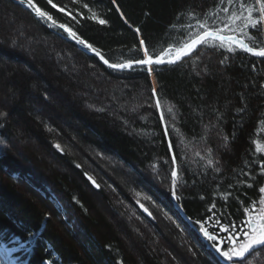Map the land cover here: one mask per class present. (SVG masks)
<instances>
[{
  "label": "trees",
  "instance_id": "trees-1",
  "mask_svg": "<svg viewBox=\"0 0 264 264\" xmlns=\"http://www.w3.org/2000/svg\"><path fill=\"white\" fill-rule=\"evenodd\" d=\"M34 3L114 65L144 59L145 49L157 59L204 31L231 35V20L250 8L258 23L237 37L264 48L257 0ZM58 34L0 0V244L32 239L17 264L226 263L171 220L198 231L210 214L237 223L256 206L264 61L226 43L199 45L156 69L154 84L142 69H107ZM263 253L243 264H261Z\"/></svg>",
  "mask_w": 264,
  "mask_h": 264
},
{
  "label": "snow or ice",
  "instance_id": "snow-or-ice-1",
  "mask_svg": "<svg viewBox=\"0 0 264 264\" xmlns=\"http://www.w3.org/2000/svg\"><path fill=\"white\" fill-rule=\"evenodd\" d=\"M21 4H25L28 8L34 9L35 13L41 17L45 18L48 21H52V23H55L53 20V17L49 15L47 12L42 11L39 7H37L34 3V0H20ZM49 3L52 4L53 8H56L57 5L55 3H52V0H49ZM257 3H259V12L261 13V16L264 17V0H257ZM63 9H61L62 11ZM249 16L247 17L248 24H250L252 27H256L257 21L252 19L251 13L252 9L249 10ZM100 23L103 24L105 21L100 20ZM248 24L245 26L247 27ZM61 28H64L66 32L69 33L70 36L77 38L76 33L71 31L69 28H67L65 25H60ZM203 28L204 26L201 25ZM223 39L222 36L218 35L217 31H205L203 34H201L197 40L193 41L191 44H188L185 46L186 51H191L197 44L204 42L207 39ZM229 39H233L232 37H229ZM81 44H84L85 42L83 40L79 41ZM144 42L141 41V44ZM239 46L246 52H250L256 56L264 57V48L260 49H254L252 47H249L248 45L244 44L243 42H238ZM87 47H91V45H85ZM232 50V49H229ZM95 51V49H93ZM99 55V53H96ZM145 56L147 59H141L138 61L140 64H161L163 61L161 58H157L155 61L148 56V51L145 49ZM103 59V57H101ZM106 64H108L109 67H126V65H114L109 64L107 60L104 61ZM169 63H172V61H169ZM157 107H159V104H157ZM57 147H59L57 145ZM173 175L175 176L176 173L174 172ZM260 191L264 193V188H261ZM260 204H264V199H261L259 201ZM253 209H249L250 215L249 218L242 221L243 227L238 224H221L220 225V231L229 233L232 232V229H236L238 231H241L244 237L243 243H232L231 247H228L226 250L222 249L221 246L217 243L218 237L210 234L204 227L201 225V231L203 232L204 236L209 240L212 241V244L210 245L213 247L216 251V253L219 254V257H222L223 260L230 262V264H243L244 260L246 259V254H248L250 251L254 250L256 247H264V207L259 208L258 210H255V214L253 213ZM224 239H228L230 242L235 240V233L232 232L231 236L226 237H219L220 243L223 242ZM216 264H220V261L217 259Z\"/></svg>",
  "mask_w": 264,
  "mask_h": 264
},
{
  "label": "water",
  "instance_id": "water-1",
  "mask_svg": "<svg viewBox=\"0 0 264 264\" xmlns=\"http://www.w3.org/2000/svg\"><path fill=\"white\" fill-rule=\"evenodd\" d=\"M9 1L12 4L16 5V6L21 7L24 11L28 12L34 19L45 21L54 30L58 31L61 34V38L62 39H64L67 42L71 43L78 51H80L81 53H83V54H85L87 56H91V57L96 58L104 67H106L107 69H109V70H111L113 72H116V73L127 72L130 69H132V68H136V69H142V70H144L148 75H150V74L153 75L156 72V69H161V68H164V67H171V66L177 65L180 62H182L184 59H186L187 57H189L191 54H193L196 51V49L199 47L200 43L197 44L191 51H186L185 46L188 45V44H191L193 41L197 40V38L201 34H203L205 32V31L204 32H201L196 37H194L193 39H191L187 44H185L183 47H181V49L178 51V53L173 58L167 59V60L166 59L165 60H162L163 62L161 64H156V63H152V64H140L138 62H128V63L120 64V65H126V67H122V68L121 67H115V68H113V67H109L108 64H106L104 62L105 61L104 58L101 59L102 56L100 54L99 55L96 54L97 51H93L92 48L85 46L86 45L85 43L84 44H81L79 42L80 41L79 39L70 36L69 33L64 30V28H61L60 27V25H58L56 23H52V21H48L45 18L39 17L35 13L34 9L28 8L25 4H21L20 3V0H9ZM218 35L219 36H222L223 39L221 40V39H218V38L217 39H211L210 38V39H207L205 41H211L213 43H226V44L236 45L243 52L247 53L252 58L257 59V60L264 61V57H259V56H256V55L250 53V52L244 51L239 46V43L238 42H243L244 44H246V43L242 39H240L239 37L234 36V35H222V34H219V33H218ZM229 37H232L233 39L230 40ZM144 59H147V58H144ZM155 60L156 59H154L153 61H155ZM169 61H172V63H169ZM153 79H154V76H153ZM86 181L88 182V184L90 185V187L94 191H97L98 190V186L96 185V183L90 177H87L86 178ZM140 210L142 211V213L144 214V216L148 217V213L142 207H140ZM257 248H260V247H256L255 249H257ZM252 251H250V252H252ZM248 254H246V256Z\"/></svg>",
  "mask_w": 264,
  "mask_h": 264
},
{
  "label": "rangeland",
  "instance_id": "rangeland-1",
  "mask_svg": "<svg viewBox=\"0 0 264 264\" xmlns=\"http://www.w3.org/2000/svg\"><path fill=\"white\" fill-rule=\"evenodd\" d=\"M249 16V12L248 11H245V12H241L239 13L236 17H234V19L231 20V23L229 24V32H232L233 34L231 35H234V36H242L243 34V30L246 28V24H248V21H247V17ZM248 27V26H247ZM60 35V33L58 34ZM213 42L211 41H204L202 43H200L201 47L205 48V49H212L213 45H212ZM226 46H231V52H234L235 49H240L238 46H235L233 44H229ZM227 49V51H230L228 48H225ZM197 50V49H196ZM179 49H176V50H173V51H168L166 52L165 54L159 56V58H161L162 60H167V59H171L173 58L177 53H178ZM150 80L154 83V79H153V75L150 74ZM155 84V83H154ZM155 87V86H154ZM155 89V88H154ZM255 150L258 154L262 155L263 159H264V136L263 137H259L257 140H256V146H255ZM264 161V160H263ZM173 176V175H172ZM97 185V184H96ZM261 188H264V184ZM260 188V189H261ZM261 199H264V193H262L261 191L259 192V198H258V201L256 203V206H253L252 208H256L257 210L261 207H264V204H260L259 201ZM139 202H137L136 204H138ZM120 207L122 209V211L126 212L128 217H132V212L129 211H125L127 210L128 207H126L123 203H120ZM143 208V207H142ZM125 209V210H124ZM144 209V208H143ZM247 212V211H246ZM247 214V213H246ZM177 214H175L173 216V220H171V223H172V226L173 228L179 233V236H184L185 237V233H187L188 231H193V232H197L199 233V231H201V225H203V227H206V225L208 223H210V220L212 221H215L217 222V220H215L214 216L210 214V216H208L207 219H205L204 223L201 224L199 226V229H197L198 231H195L194 230V227H192L191 225L189 224H185L184 220L182 221L180 217H178V215L176 216ZM131 220V219H130ZM162 221H163V218H162ZM169 222V221H167ZM139 225H141L142 228H145L143 224L139 223ZM149 230V229H148ZM150 232V231H149ZM182 238V237H181ZM30 241V240H29ZM17 249H20V246L18 244H14V248L13 249H10V248H3L1 249L2 250V253L4 252L6 256H11V260L13 261H16L15 257H14V253L15 251L14 250H17ZM206 249V248H205ZM222 249L226 250L227 248H223ZM214 251V250H212ZM217 255V254H216ZM218 256V255H217ZM224 263V262H223ZM45 264H50V263H45ZM224 264H230L228 262L224 263ZM261 264H264V253H263V256H262V260H261Z\"/></svg>",
  "mask_w": 264,
  "mask_h": 264
},
{
  "label": "flooded vegetation",
  "instance_id": "flooded-vegetation-1",
  "mask_svg": "<svg viewBox=\"0 0 264 264\" xmlns=\"http://www.w3.org/2000/svg\"><path fill=\"white\" fill-rule=\"evenodd\" d=\"M251 209H253L254 211H253V213H251V214H255V210H257L256 208H251ZM247 213V214H246ZM245 213V216H244V218L243 219H241L239 222H235V223H233V224H238V225H241V227H243V225H242V221H244V220H246V219H248L249 218V215H250V212H249V210H247V212ZM220 225H221V222L220 221H218L217 220V222H215V221H212V220H210V223H208L207 225H206V227H204L210 234H213V235H215V236H217L218 237V240H217V243L219 244V246H221V247H223V248H228V247H231L232 246V243H236V244H239V243H243V241H244V237H243V234H242V232L241 231H238V230H236V229H232V232H234L235 233V240L234 241H232V242H230L228 239H224L223 240V242L222 243H220V241H219V237H226V236H231L232 235V232H229V233H225V232H221L220 231ZM199 233L205 238V239H207L205 236H204V234H203V232L202 231H199ZM208 240V239H207ZM209 241V240H208ZM209 242H211V244H212V241H209ZM213 248V247H212ZM213 250H214V252L216 253V251H215V249L213 248ZM217 255H218V257H219V254L218 253H216ZM222 261H224V262H228V261H225V260H223V258L222 257H219ZM228 263H230V262H228Z\"/></svg>",
  "mask_w": 264,
  "mask_h": 264
},
{
  "label": "bare ground",
  "instance_id": "bare-ground-1",
  "mask_svg": "<svg viewBox=\"0 0 264 264\" xmlns=\"http://www.w3.org/2000/svg\"><path fill=\"white\" fill-rule=\"evenodd\" d=\"M28 242H30V241H28ZM16 244H18V243H16ZM14 245V244H13ZM5 247H7V248H10V249H13L14 248V246H12V247H9V246H5V245H2V246H0V254L2 255V257H1V264H17V262L16 261H13V260H11V256H6L5 255V253L3 252L2 253V250L1 249H3V248H5ZM18 250V249H17ZM17 250H14L15 252L17 251ZM6 259V261H4L3 259ZM6 262V263H5ZM43 264V263H42Z\"/></svg>",
  "mask_w": 264,
  "mask_h": 264
}]
</instances>
